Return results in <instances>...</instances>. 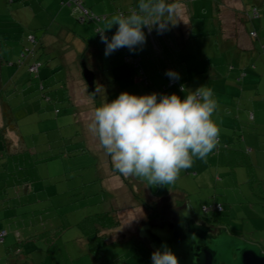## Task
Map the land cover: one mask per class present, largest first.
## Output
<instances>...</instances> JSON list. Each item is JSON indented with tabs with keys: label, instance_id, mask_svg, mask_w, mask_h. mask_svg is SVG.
I'll return each mask as SVG.
<instances>
[{
	"label": "rangeland",
	"instance_id": "374dc122",
	"mask_svg": "<svg viewBox=\"0 0 264 264\" xmlns=\"http://www.w3.org/2000/svg\"><path fill=\"white\" fill-rule=\"evenodd\" d=\"M242 1L246 9L255 5L254 0ZM130 3L131 0H0V20L7 19L11 30L15 29L14 32H6L8 28L0 24V70L5 83L12 80L13 85L20 81L27 84L20 87L14 96L2 98L1 102L11 107L24 136L26 146H19V151L32 147L29 152L7 157L3 165L0 161V225L5 227L2 231L6 233H10L8 227H12L14 234L26 231L28 236L35 235L30 241L37 249L29 264H97L118 260L122 261L121 264H151V252L146 242L138 237L139 228L149 219L150 210L146 207H155L161 219L170 217L165 210L166 202L172 199L167 198L165 203H161L154 198L157 194L166 195L167 185L162 188L148 186L150 194L146 195L133 186L117 190L106 184L104 174L111 172L112 163L110 161L109 164L98 139L87 129L94 109L102 106V101L105 103L108 96L112 101L119 95L109 71V60L116 57L111 56L114 52L104 55L105 45L98 39L96 31L104 29L103 26L106 27L118 9L129 12ZM212 3L213 0H200L203 21L198 22L213 23L212 14H216ZM78 6L87 8L95 17L106 18L101 22L93 23L88 19L82 23L79 21L82 13ZM173 6L174 13L169 17L172 23L168 29L158 33L154 27L149 30L145 26L150 35L146 30V43L137 49L140 55L134 56L143 59L139 65L145 76L151 77V90L161 91L169 87L170 79L163 81L164 76L167 78V70H177L179 74L181 71L191 72V67L203 62L202 56L205 55L213 69L222 76L232 72L229 77L237 87L233 84L229 91L230 96L235 97V103L229 100L230 96L225 98L229 114L238 120L228 129L229 142L218 144L222 148L219 158L209 154L204 159L205 165L198 168L199 172L202 171L200 177L195 179L189 168L182 169L177 176V184L187 189L189 197L185 203L196 221L214 216L229 227L232 235L264 248V103L259 106L255 102L254 84L247 79L243 81L245 77L241 79L243 73L236 67L237 60L217 52L207 39L203 44L200 41L202 34H196L195 25L194 36L198 39L182 43L177 28L178 14L175 12L183 8L191 9L192 3L178 0ZM148 23L151 27V21ZM257 23L258 19L254 23L255 28ZM116 27H111L109 31L114 33ZM109 35L111 38L112 35ZM210 35L207 34V37L212 42L218 33ZM75 36L86 41L88 55L78 53L81 46L73 41ZM33 39L37 43L36 50ZM253 42L257 48L251 55L252 65L257 67V61L263 64V70H258L253 79H262L260 89L264 91V36ZM151 44L155 49H151ZM22 46L25 47L23 50ZM18 53L25 58L20 61ZM122 53L130 57L134 55L133 52H126L125 48ZM88 58H92V62L95 60L96 66L92 68ZM123 60H119L117 65L123 63L124 68L134 73L133 78L139 80L138 70ZM82 64L95 74L99 97L88 93L82 77ZM34 65L38 66L36 72L30 70ZM229 67L234 70L228 71ZM247 68L251 70L249 66ZM102 74L108 82L101 83ZM31 80L43 82L45 100L42 98L44 92L37 91L39 85L30 83ZM124 81L128 84L122 90L131 94H147L149 90L143 87L144 83L134 84L132 76ZM80 90L84 98L94 102L88 110L85 105H70L73 99L68 98L72 94L77 96ZM95 102H98L96 107ZM256 106L260 116L250 121L248 116L256 110ZM6 112L9 110L6 109ZM4 114L1 113L0 118L6 123ZM231 149L240 155L235 156ZM224 152L228 153V166L224 164ZM254 156H261L262 160H255L256 163ZM237 163L242 166L238 167ZM216 204L222 206V212L202 211L203 207ZM105 212L114 216L119 224L102 232L106 247L101 257L94 258L88 252L87 239L76 225L85 217ZM1 257L4 258L3 255Z\"/></svg>",
	"mask_w": 264,
	"mask_h": 264
},
{
	"label": "clouds",
	"instance_id": "9594fccd",
	"mask_svg": "<svg viewBox=\"0 0 264 264\" xmlns=\"http://www.w3.org/2000/svg\"><path fill=\"white\" fill-rule=\"evenodd\" d=\"M174 13L170 0H136L128 14H116L105 29L117 26L111 38L98 30L109 56L120 48L134 52L146 43L143 28L166 31ZM151 21V27H149ZM171 80L180 74L169 69ZM183 98L152 92L136 95L122 91L110 102L94 109L88 131L95 136L112 167L124 176L143 178L148 186L172 183L182 169L192 167L194 158L205 159L218 143L219 127L213 119L218 103L206 84L195 90L181 85ZM151 253V264H178L167 247Z\"/></svg>",
	"mask_w": 264,
	"mask_h": 264
},
{
	"label": "crops",
	"instance_id": "0c3cea01",
	"mask_svg": "<svg viewBox=\"0 0 264 264\" xmlns=\"http://www.w3.org/2000/svg\"><path fill=\"white\" fill-rule=\"evenodd\" d=\"M190 1L192 3L191 9H189V8L184 9L183 8V9H178L175 12L178 14L176 16L178 18V25H177L178 27L177 28L179 30L182 43L185 44L188 41H191V39H198V38H195V36H194L195 33H194L193 28L195 25L197 27V33L196 34H202V36H201L202 38L200 41H202L203 44L205 43V41L207 39V43L210 46L217 48V52L220 51L221 54L224 53L229 58L233 57V60L234 59L237 60L238 65H236V67L241 71V73L246 75V76L244 75L243 77H241V79L245 77L243 79V81H245L247 79V81L254 84L253 87H255V92H253V87H252V92L254 94L256 93L255 94L256 96H254L255 102L259 106L261 104H263L264 103V91H261V89H260V86L263 84L262 79L261 80L257 79V81L256 80L254 81V79H253V78H256L258 70H260V69L263 70V64L261 61H257V63H256L257 67L252 65L253 61L251 60V58H252L251 55L255 54L256 48H257L256 44L253 41L254 40L256 41V39L261 40V37L264 36V0H254L255 5H252L250 7V9H246L244 7L242 0H213V3H212L213 6L212 7H214V13L216 14L215 16L212 14L213 23L198 22V21H203L202 20L203 18H201L203 16L202 15L203 12H201V10L203 8L199 7L200 0H189V2ZM177 2H178V0H177ZM253 8L257 9V14H258V16L254 17V18L251 15V10ZM8 19L10 21H12L11 18H8ZM257 19H258V23L256 25L257 28H255L254 23L257 21ZM109 23L106 24V27L109 25ZM0 24L4 27L8 28L6 30V32H14L15 31V29L11 30V25L7 19H1ZM114 26H116V25L114 24L112 27H114ZM106 27L103 26L104 29ZM248 27L251 29L247 30ZM144 30H145V27L143 28V31ZM2 31H4V30H2ZM104 31L108 35L113 34L109 31V29H105ZM250 32L255 33V35L250 36ZM206 33L209 36H211L210 35L211 33H215V34L218 33V36L216 38H214L213 41L211 42V39L207 37ZM145 34L147 36L146 30H145ZM205 37H207V38H205ZM74 40L77 44H79L81 46V50L78 51V53H80V54L85 53V55H88L87 47H86L87 44H85L86 41H83L80 36H75L73 41ZM151 46H152L151 49H155L153 44H151ZM23 47L24 46H22V50H23ZM123 50H124V48L116 50L111 55L113 57H116V59L110 58V60H109L110 76H111L112 80H114V84H117L118 93H120L124 90L125 84L126 85L128 84L127 81H124V80H127L129 76H132V81L134 80V82H135L134 84L144 83L143 87H146V89H149L147 91V94L152 93V92H156L158 94L159 93L170 94V93L175 92L177 95L181 96V98H183V96H184V93L181 92V88H179L181 85H183L188 90H195L197 87L206 84L209 88L212 89L214 97L218 103V108L213 115V119L219 127V137L218 138L220 139L221 144H224V145L227 144V143H224L223 141L226 142V141L230 140V137L228 134V129H230L232 126L235 125V123L238 122V120L236 118L235 119L233 118L232 114L231 115L229 114V110H228L227 105H226V99L227 98H225V96H227V95L230 96V91H229L230 88L229 87L234 84L229 77L232 74V72L230 75L222 76L221 73H218L215 69H213L214 66L211 64V62H209V59L204 55V56H202L203 62L200 61V62L195 63L191 67V70H192L191 72L186 73L185 71H181L179 80H171L170 79V81L173 82V85H169V87H167L165 89L163 86L164 90H161V91L156 90V89H154V91H153L150 88L152 86L151 77H150V79H149V77H146L144 74L145 72L143 74H144L145 80L147 82H143L142 80H140V79H142L141 75H140L141 78H139V80L136 77L133 78L134 73L130 69L124 68L123 63L117 65V63H120V62H118L119 60L123 59L124 57H126L128 55L126 53L123 54L122 53ZM125 51L129 52L127 48H125ZM132 54H134V55H131L133 57L140 55V53L137 50L134 51ZM19 55L20 54L18 53V58H19ZM88 59L90 60L89 62H90V65L92 66V68H93V66H96V62L94 59H93L94 60L93 62L91 60L92 58H88ZM140 60L142 61L143 59H140ZM238 60H240L241 62H238ZM248 66L251 68V70H248V68H247ZM251 66H254V67L252 68ZM103 70L104 69L102 68L101 71H103ZM230 70H234V68L229 67L228 71H230ZM175 71L179 73V71H177V70H175ZM236 76H237V74H236ZM101 79H102L101 83H103L104 81L108 82V80L106 78H104L103 74L101 75ZM154 79H155V77H154ZM167 79L169 80V77L167 76V78H166L164 76L163 81H166ZM35 81L31 80L30 83H33L35 85ZM96 81H97V78H96ZM24 83H22L20 81L19 84L16 83L13 85L12 80L5 83L3 75H2L1 70H0V114L1 113L4 114V111L6 110V108H8V109L11 108L8 104L1 102L2 98H7V97H9V95L14 96L20 87L22 88L23 86L27 85ZM211 83H213V85ZM234 86L237 87V85H235V84H234ZM11 87H12V89H11ZM143 94H144V92H143ZM77 96L78 97L81 96L79 101L77 99L78 98ZM77 96L75 94L74 95L72 94V96H70V98H68V100L73 99V102L70 104L71 106L85 105V109L88 110L89 106H92L93 105L92 103H94V102H90L88 100V98H84L81 94V90L78 92ZM97 97H99V95ZM111 97H113V96H111ZM230 97L232 98L233 96H230ZM107 98L108 99L106 101L110 102V99H109L110 96H108ZM231 98H229V100L234 104L235 103V101H234L235 97H233L232 99ZM97 103L98 102H95V107L97 106ZM102 104H104L103 101H102ZM252 109H254V106H252ZM255 109H256V110H254L255 112L251 111L249 116L247 115L249 117L248 120H250V121L254 120L255 121L256 116H258V117L260 116V111H258L257 106ZM86 110H84V111H86ZM11 111H12V109H11ZM250 115L253 116V119H250ZM15 123H16V125L14 127H9V129L6 131V137L10 141L9 145H11L9 147V149H10V152H13V153L16 151L17 152L19 151V149H18L19 146H21L22 148H25V145H26L25 140L23 141V139H21V137H24V136H22V134L19 130L18 123L16 121H15ZM5 125L6 124L4 123V120L0 118V128L5 127ZM260 144H262V143H260ZM1 147H2V142L0 141V151L2 149ZM225 150H230V149L226 148ZM221 151H222V148L219 147V145H216L210 154L211 155L214 154L215 156H217L219 158ZM231 151L235 153V156L240 155V154H238L239 152L238 153L236 152V150L231 149ZM253 152L254 151L252 150L251 153H253ZM208 156L206 158H208ZM260 157L261 156H254L253 157L254 162H256V163H257V161L260 162V160H262ZM230 158H232V156ZM108 160H109V164H110L111 160L109 157H108ZM255 160H257V161H255ZM203 162H204V159L194 158L193 165L188 170L190 172H193L194 179L196 177H200L199 174L202 171L199 172L198 168L201 167V165H205V162H204V164H203ZM228 162H229L228 153H225V161H224L225 166H228ZM237 166L241 167L242 165L237 163ZM111 167L112 166L110 165V171L111 172H108L107 175L104 174L105 179H103L106 182V184L109 185V187H111V189L114 188V189L118 190L119 188H124L126 186H128L131 189L133 186L134 188H138L139 192H142L146 195L150 194V189H148L147 182L143 178L131 176V175L124 176V177L119 176L118 172H116L114 170V168H111ZM184 174L185 173H183V175ZM189 174L192 175L191 173H189ZM177 180H178V177L172 183L167 185V189L165 190L166 195H163V193H161L159 195L158 194L155 195V197H154L155 201L160 202V200L164 199L165 197H166L165 199H167V198L168 199H170V198L174 199V196L175 197L177 196V197L184 198V200L186 202L187 197H189V195L186 192L187 189L184 188L181 184L178 185ZM102 184H103V181H101L100 185L102 186ZM158 187L162 188L163 186L162 187L158 186ZM158 192H160V190ZM8 228L10 229V231H9L10 233H6L5 236L3 237L2 242L0 241V257H1V255L4 256V254L6 253V251L10 247L14 246L16 243L22 242L23 243L21 245V250L23 252V256H22L23 261L22 262H26V263L29 262L30 263L28 258H31L35 249H37L36 246L33 244V242H31L29 240L30 238H31V240L33 239L32 236H28L26 231L25 232H23V231L16 232V234H14L15 232L12 229V227H8ZM4 229H5V227L0 225V230H4ZM110 230H112V229H110ZM103 231H109V230H102L99 233V236H102ZM15 235L17 236V238L15 237ZM1 258L3 259V257H1ZM22 262H20V263L16 262V263L22 264ZM31 264H33V263H31Z\"/></svg>",
	"mask_w": 264,
	"mask_h": 264
},
{
	"label": "water",
	"instance_id": "95a60500",
	"mask_svg": "<svg viewBox=\"0 0 264 264\" xmlns=\"http://www.w3.org/2000/svg\"><path fill=\"white\" fill-rule=\"evenodd\" d=\"M82 77L88 93L97 96L96 76L85 64H82ZM138 237L152 252L163 251L162 245H167L178 264H264V250L259 244L232 235L224 225L196 221L187 203L166 225L157 221L141 225Z\"/></svg>",
	"mask_w": 264,
	"mask_h": 264
},
{
	"label": "trees",
	"instance_id": "16d2710c",
	"mask_svg": "<svg viewBox=\"0 0 264 264\" xmlns=\"http://www.w3.org/2000/svg\"><path fill=\"white\" fill-rule=\"evenodd\" d=\"M170 2L172 4H174L175 2H177V0H170ZM135 7H136V0H131L129 12L132 11ZM81 9L83 10V12L86 13V16L84 18V22L88 21V19H89L91 22L96 23V22H101V21L105 20V18H106V17L101 18L100 16L95 17V15L92 14L91 11H89L85 7H83V8L81 7ZM129 12H123L122 10L118 9L116 14H120V13L128 14ZM82 14H84V13H82ZM98 30H101V29L98 28L96 31L97 37L100 40V33L98 32ZM146 30H147V28H146ZM147 32L149 33L148 30H147ZM104 34L109 37V35L105 31H104ZM149 35H150V33H149ZM33 41L35 43V50H36L37 43H36L35 39H33ZM39 45L41 46L40 43H39ZM87 46H88V44H87ZM24 48L25 47H23V49ZM26 48H28V47H26ZM29 50H31V49L29 48ZM84 54H82V57H81L82 60H83ZM24 58H25V56H22L20 54V61L23 60ZM123 61L125 64L132 65L134 68H136L139 72V75H141L143 82H147L145 80V76L142 72V69L140 68V65H139L140 59H136L134 57L126 56V57H124ZM244 75L245 74H243L241 77H243ZM35 85H39V87H36L37 91L44 92L45 86L41 80L35 81ZM179 88H181V86ZM45 94H46V92H44L42 94V98L44 100L46 99ZM6 109L9 110V112H6V110H5V114H4L7 117V121L5 123L6 125H5V127L0 128V141L2 142V147H1L2 149L0 151V161H2L1 162L2 165L5 163L7 157L8 158L15 157L19 154H24L26 152H29V150L32 149V147H30V148L26 147L27 148L26 150L23 149L22 151H18V152L16 151L14 153L10 152L9 147L11 145H9L10 141L6 137V131L9 129V127H14L16 125V123H15V119L12 115L11 108H9V109L6 108ZM21 139H23V141H24V137H21ZM170 199H172V201L168 200L166 202L165 201L166 199L164 198V199L160 200V202L161 203H163L164 201L166 202V211H168V213L170 214V218L173 219L175 217L176 211L184 205L185 200H184V198H181V197L176 198L175 196H174V199L173 198H170ZM146 208L148 210H150V215H149V219L147 222L157 221V223H159L161 225H165V221L163 219H161L162 216L159 212H157V209L155 207H154V209H151L149 207H146ZM211 213H213V212H211ZM109 214H110L109 212L97 213L95 215L85 217L83 221L81 220L82 223L80 221L78 223V225H76L77 227H79L78 229L81 232V234L87 239L88 252L94 258L101 257L100 255H101L104 247H106V242L104 240V237L99 236V233L102 230L114 229L119 224L118 220H116L114 218V216H110ZM156 218H159V219L157 220ZM203 220H205L206 222L211 221V222H213V224L215 223L217 225H224L227 227L226 224L219 222L214 216L209 217L208 219H203ZM3 232L6 234L5 231H2V230L0 231V241L1 242L3 240V237L5 236V234L1 235ZM43 234H44V232H43ZM41 235H42V233L40 234V236ZM15 237L17 238L16 235H15ZM34 237H32V238H34ZM29 240H31V238ZM143 242H145V241H143ZM22 244H23L22 242L16 243L14 246L10 247L6 251V253L4 254V258L2 259L0 257V264H17L16 262H19V263L22 262L23 261V257H22L23 252L21 250ZM147 249L152 253V251L148 248V245H147ZM262 249L264 250V248H262ZM28 260L31 261L30 258H28ZM121 263H122V261L118 260L116 262L115 261L103 262V263L98 262L97 264H121ZM22 264H29V263L28 262L27 263L22 262Z\"/></svg>",
	"mask_w": 264,
	"mask_h": 264
},
{
	"label": "built area",
	"instance_id": "2783aa9c",
	"mask_svg": "<svg viewBox=\"0 0 264 264\" xmlns=\"http://www.w3.org/2000/svg\"><path fill=\"white\" fill-rule=\"evenodd\" d=\"M77 8H78L79 10H81V11H80L81 13H84V14H82V16L79 18V21H80V22H84V18H85V16H86V13L83 12V10L81 9V6H78ZM251 15H252L253 18L258 16V14H257V9H256V8H253V9L251 10ZM254 35H255V33H253V32L250 33V36H254ZM37 68H38V66H37V65H34V66H32V67L30 68V70H31L32 72H36V71H37ZM141 80L143 81V79H141ZM172 84H173V82L169 83V85H172ZM250 119H253V116H252V115H250ZM219 143H220V139L218 138V143H217V145H218ZM202 211H203L204 213H208V212H213V213H215V212H222V211H223V208H222L221 205L216 204V205H209V206L203 207V208H202ZM4 234H5V233L3 232L1 235H4Z\"/></svg>",
	"mask_w": 264,
	"mask_h": 264
},
{
	"label": "flooded vegetation",
	"instance_id": "af4514ba",
	"mask_svg": "<svg viewBox=\"0 0 264 264\" xmlns=\"http://www.w3.org/2000/svg\"><path fill=\"white\" fill-rule=\"evenodd\" d=\"M165 213H168V211L165 210ZM163 220L165 221V225H166L168 222L172 221V219H171L170 217H169V218H164ZM166 221H167V222H166ZM207 224H208V225H211V224H213V222L210 221V222H207ZM214 224H215V223H214ZM215 226H217V224H215Z\"/></svg>",
	"mask_w": 264,
	"mask_h": 264
}]
</instances>
